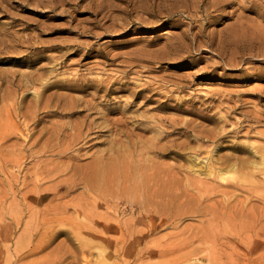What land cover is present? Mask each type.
<instances>
[{
    "label": "rangeland",
    "instance_id": "374dc122",
    "mask_svg": "<svg viewBox=\"0 0 264 264\" xmlns=\"http://www.w3.org/2000/svg\"><path fill=\"white\" fill-rule=\"evenodd\" d=\"M213 1L205 0L204 8ZM231 1L223 14L213 12L212 16L219 17L207 21L203 17L206 13L188 10L190 0H0V116L4 117L0 119L11 118L14 127L10 133H17L16 125L24 133L19 140L11 136L4 149L10 151L11 145L17 144V156L12 153L8 159L21 158V163L14 165L12 161L10 167L0 164V206L4 203L3 213L12 214L3 221L0 213V264H211L194 259L216 246L215 233L222 240L229 231L233 232L224 224L228 222L226 218L214 223V238L201 237L202 241L191 243L188 238L192 232L209 217L192 216L188 211L196 201L193 197L187 202L183 198L181 217L175 215L145 233L149 219L140 216L138 209L131 212L127 203L131 193L121 191L120 181L112 184L110 198L104 197L102 189L88 194L79 188L53 205L68 206V217L90 224L94 215L87 212L88 216L79 219L71 200L86 194L88 200L95 198L102 212L100 218L113 223L133 220L132 228L124 232L126 242L114 229L75 233L61 228L50 233L16 227L14 220L20 217L23 222L29 221L23 216L22 196L64 185L73 176L66 167L78 151L73 150L67 159L55 158L41 152L43 140L32 145L37 135L46 126L72 124L82 118L74 113L46 117L41 111V122L33 126L27 121V129L23 128L26 123L22 114L40 104L66 103L70 111L84 110L90 118L98 119L102 125L96 131L102 133H97L92 145L78 153V157L83 156L80 164H88L91 156L111 149L125 151L130 140L139 146L131 150L136 153L151 144L174 149L180 156H159L151 151L147 167L180 168V194L184 195L188 188L192 193L184 170L193 154L207 150L214 151L211 155L215 157L242 156L252 145L264 146V0ZM207 136L215 137V142L207 141ZM121 141L124 145L118 143ZM31 147L36 148L34 153ZM51 164L50 169H59L40 176ZM240 174L229 173L223 187L215 190H211L214 184L208 177L199 176L204 185L200 184L197 191L202 192L198 197L207 193L211 194L205 199L207 204L247 202L264 211L263 202L237 193L235 197L223 194L231 191L224 186L232 184ZM21 182L25 185L21 186ZM43 209V205L39 206L34 214ZM57 214L54 219L64 217ZM261 237L264 239L262 234ZM40 244H44L42 248L30 254ZM19 245L21 249H17Z\"/></svg>",
    "mask_w": 264,
    "mask_h": 264
},
{
    "label": "bare ground",
    "instance_id": "6f19581e",
    "mask_svg": "<svg viewBox=\"0 0 264 264\" xmlns=\"http://www.w3.org/2000/svg\"><path fill=\"white\" fill-rule=\"evenodd\" d=\"M190 2H191V7L189 5L188 10L190 9V11H192L191 13H196V14H200L202 12L206 13V15L203 17L207 21H209V20L211 21L214 18L219 17V15L218 16H212L213 12H218L219 14H223L226 11L225 9L232 4L231 0H214L213 2H211V4L209 3V7L204 8L205 0H190ZM262 16L264 17V13ZM43 86H44V84H43ZM45 86H47V85H45ZM49 86L51 87V85H49ZM45 88H47V87H45ZM43 89H42V91H43ZM44 92H45V90H44ZM40 94H42V93H40ZM65 104L63 106L59 103L54 104V105H52V104H49V105L48 104H40L39 106H35V108L32 111H28V113L26 112V113L22 114V118L24 119V124L27 121H29V122L33 123L32 124L33 126H35L36 124L41 122L40 114H42V113L46 117H52V116L64 115V114L70 115L73 113L75 115L76 114L81 115L82 118L78 122H74L72 124H54V125L46 126V128L43 129L44 131H41L40 136L37 135V139L34 140V143L32 145L37 144L43 140V144H45V146L41 150V152H44L45 154H49L50 156H53L55 158L56 157H58V158L59 157L60 158H62V157L66 158L67 157L68 158V156H70V153L75 149L78 151V153L81 152L84 148L92 145L91 142L96 140L98 137L97 133H99V132H100V134L102 133L101 130L96 131L102 125V123L99 124V122L97 121L98 119L96 120L94 118H90L91 115L87 114V112L84 110H80L77 112L76 111H70L71 109L69 107H66ZM41 111H43V112L41 113ZM7 112H9V110ZM1 117H3V116H0V118ZM3 118L0 119V164L2 166H8V165L11 166V163L13 161V164L17 165V164H20L23 159H21V158H17L14 160L8 159V157L12 153H15L14 150H16L17 144H14L13 146L11 145V147L9 148V149H11L10 151H4V149H6L5 145H6V143H8L11 136L14 135L17 137V140H19L18 136L22 137V136H24V133L22 130H20V127L18 125L15 126L17 128V130H16L17 133L16 134L10 133L11 127H14V126H11V124H10L11 118L10 119H9V117L8 118L6 117L5 119H3ZM20 122H21V120H20ZM171 123L176 124L175 121H172ZM12 125H14V124H12ZM25 127L27 129H29L28 128L29 124L26 123L23 128H25ZM188 129H190V128H188ZM122 133L124 135H126L125 132L122 131ZM130 136H131V134H130ZM27 138H29V137H27ZM27 138L24 139V142L28 143V141H25V140H27ZM31 138L32 137H30V139ZM206 140L211 142V143H214L215 137L207 136ZM118 143L120 145L121 144L124 145V143L122 141L118 142ZM135 143L133 144V142H131V140H130L128 142V144L130 146H128L125 151H122L121 149H119V150L111 149L109 152H107L105 154L104 153H98L97 155H94V157L91 156L92 162H90L88 164H85V163L80 164V160H81V156H82L81 154H80V157L77 156V155H79L78 153L76 154V157H74V156L70 157L69 158L70 163L67 164V167H66V170H69V172L72 173V175H73L70 178V180L68 182H66L64 185H58V186H55L53 188H48L47 190H42V191L40 190V191L33 192L34 194H30V195L25 194L24 196H22L21 198H22V201L24 203L23 204L24 205L23 216H27L29 218V221L23 222L24 218H22V217L18 218L17 217L18 219L14 220L16 223L15 226L16 225H17L16 227H18V226L22 227L23 226L22 228H30L32 230L34 228L36 230L48 231L50 233H51L52 229H61V228L70 229V231L75 232V233H80L82 230L85 231V229H96L97 232L100 229H103V230L114 229L119 234H121L122 237H120V238H122L123 241L126 242L124 232H126L125 229H127V228L131 229L132 228L130 223H132L133 220L130 222H124V223H122V222L120 223L119 221L118 222L116 221L113 223L112 221H107V220H104L103 218H100L101 215L99 213H102V212L101 211L99 212V207H98L99 201H96L95 198L94 199L89 198V200H88V197L86 194L84 196H80L76 200H74V199L71 200V202H72L71 205L75 208V210H78V212H79L78 213L79 219H81L82 215L85 217L88 216L87 212L90 213V215H91V213L94 215L95 218H94V220L91 221L90 224L81 223L80 221L75 220L76 218L72 219V218L68 217L67 216L68 206H61V205L59 206L57 204L53 205V203H55L57 200L60 201L62 199L67 198L69 193L74 192V191L78 190L79 188L84 189V191L88 192V194H89V192L99 191L100 189H102L103 195H105L104 197H109L110 196L109 194L112 193L110 191L112 184L116 183V182L118 183V181H120V184L118 185V187H120L121 191L123 190V192H130L131 193V197H128V201H127V203L130 205L131 212L134 214V212H135L134 210L138 209L140 216H143V217L149 219L148 224H147L148 227L145 228V230H146L145 233L151 232L152 230L156 229L157 225H159V224L161 225L164 221H168V220L173 219L175 217V215H180V217H181V214L184 213V210L180 209V201L182 202L183 198L185 200L186 199L190 200L191 197H193L194 200L196 201L195 202L196 205L188 212L190 214H192V216L193 215L207 216V217H209V219H206V222L202 223V227H200L199 229H196V231H193L191 236L189 235L190 237L188 239L190 241H192L191 243H193V242L195 243V241H197V240L202 241V239H200L201 237L203 239H204V237L206 239L207 238H214L215 237L214 235L212 237V234H213L212 228L215 227L214 223L216 221H218L220 218L221 219L226 218L227 220H225V222L226 221H228V222H226L224 224L231 226L233 229V232H230L229 230H226L228 228H225L222 225L223 227L222 226L221 227L223 229L225 228L224 231H226L227 233L229 231V233L225 234L222 237V240L220 239V237H219V239H217V234L215 233L216 239H214L213 242L216 244V246H213L211 248H207V249H205V251L203 250L204 256L197 257L194 260H197L199 262H200V260H206L207 262L209 261L211 264H264V239H261L262 238L261 234L264 236V211L261 210V208H259V209L255 208L253 205H251V203L249 204L247 202L246 203L243 202V203H239V204L234 203V202L233 203L229 202V204H227V203H224V204L223 203L222 204H220V203L207 204L208 201L205 199L207 196L211 195V194H207V193L206 194L202 193V195H200L198 197V195L202 192V191L198 192L199 191L198 189H200V187H201L200 184L204 185V182L200 179L199 176L208 177L211 180L212 184H214V186L211 188V190H215L216 188L223 187L222 182H224V184H225V181L227 180L226 176L229 173L240 172L241 176L239 178L237 177V179H233L234 182L232 184H230V185L227 184L226 186H224V188L228 187L229 189H231V191H224L223 194H225L226 196L228 194H230V195L232 194L233 197L237 196V194L246 195V196L250 197L251 199H255L257 202L260 201V202L264 203V146L256 147V146L252 145V149H250V151H248L247 154H244L242 156H225V155H223V156H216L215 157L214 155H211V153L214 151L210 152L207 150L201 151L200 153H196L195 155L193 154V156L190 157V161H188L189 162L188 169L184 170V172H186L184 174H186V176H187L186 179H188V181H189L188 184L190 183V186L192 187V193L189 192L191 190H190V188H188L185 190L184 195L181 192L182 193V196H181L180 191H182V189L180 190V181H181L180 180V168H178V171H175L176 168H173L170 166H159L158 168L148 169L149 167H147V164H146V161L148 160L147 157L149 156V154L152 153L151 151H154L153 152L154 154H156V153L159 154V156L160 155L165 156V157H168L170 155L180 156V152H177L173 149L175 144H173L174 146L172 145L173 150H171V151L166 146H162V145L158 146L157 144H155V145L151 144L150 147L145 146V147H142L141 149H139L141 151H138L136 149L137 150V153H136L135 151H131V150L139 147ZM171 143H173V142H171ZM147 144L150 145V142ZM176 144H178V143H176ZM178 145L180 146V144H178ZM187 145L189 146V144H187ZM35 149H34V147H31L30 152L34 153L33 151ZM184 149H186V147ZM202 150H203V148H202ZM30 152H28V153L30 154ZM41 152H39V153H41ZM139 152H143L144 154L143 153L138 154ZM19 153H20V151H19ZM24 154H26V153H24ZM73 154H75V153H72V155ZM15 155H16V153H15ZM26 157H31V156L28 155ZM39 157L40 156H38L37 158H39ZM150 165H152V164H150ZM10 166H8V167H10ZM51 166H52V164L48 168L46 167V169L43 172H41L39 175L40 176H47V175H50L59 169L58 166L53 167V169H50ZM41 168H43V167H41ZM60 168H62V167H60ZM61 170H62V172H64L63 169H61ZM38 172H40V171H38ZM191 175H195L196 178L198 175V177H199V179L197 178L198 181H196L197 179L194 180L195 177L192 178ZM66 177H65V179H66ZM189 177L192 178L194 181L192 179H190ZM2 178H4V177H2ZM46 178H44V179H46ZM65 179L63 178L62 180L66 181ZM20 180H21V178H20ZM57 180H58V178H57ZM59 180H61V179H59ZM128 181L130 182V183H128L129 186L127 185ZM206 182H208V180ZM61 183H62V181H61ZM195 184H198L199 187L196 186ZM205 184H207V183H205ZM9 185L11 186V184H9ZM24 185H25V182L22 183L21 186H24ZM10 186L9 187L6 186V187L9 189ZM114 186H115V184H114ZM18 187H19V185H18ZM25 190L26 189H24V191ZM206 190L209 191L210 193H212V195H213V191H211L209 189H206ZM28 191H31V190L28 189ZM221 191H222V189H221ZM2 192H3V190H2ZM2 192H0V193H2ZM195 192H197V193H195ZM215 192L216 191H214V194H215ZM137 193H139L138 197L134 198V195ZM218 193H219V191H218ZM235 193H237V194H235ZM219 194H221V193H219ZM19 196H21V195H19ZM111 198H113V196ZM98 199H99V197H98ZM226 199H228V198H226ZM158 200H160V201H158ZM240 201L238 200V202H240ZM105 202H107L106 199H104V203ZM186 202H187V200H186ZM249 202H251V201H249ZM41 205L44 206L43 210H45L46 213L44 214V211L42 210V211L38 212L39 213L38 215L34 214V213H36V209ZM7 208L8 207H6V209ZM4 211H6V210H4V203H3L0 206V213L2 212L1 217H2L3 221L6 218H8V216L12 215V214H10V212H9V215H6L3 213ZM57 213H59L60 216L64 215V217L54 219L53 215L57 214ZM9 218L11 219V217H9ZM12 219H15V217L13 218V216H12ZM221 219H220V221H221ZM142 234L143 233H141V235ZM230 234L234 235V236L229 237L228 235H230ZM103 235H104V233L102 234V236ZM104 237H105V235H104ZM128 237H130V236H128ZM116 238H119V237H116ZM107 239H109V237ZM179 242H177V243L180 245L181 242L180 243ZM206 243H208V241ZM240 243H241V245H240ZM44 244H46V243H44ZM43 245L40 244L41 247L35 246L34 249H32L30 251V254H35L38 250H40L42 248ZM130 245H127V247H129ZM175 245H177V244H175ZM181 245H183V243ZM160 246L158 245L159 249H160ZM186 246H188V245H186ZM210 246H212V245H210ZM111 247H113V245ZM21 248H22V245H19L17 249H21ZM158 248H155V249L158 250ZM203 248H205V247H203ZM113 250L115 252V249H113ZM2 251H3V248H2ZM126 253L129 254V252H126ZM127 254H126V256H127ZM70 255H71V257H73L72 253H70ZM64 256H66V254H64ZM99 259H100V257H99ZM222 260H226L227 262L224 263ZM99 263L101 264L102 262H99ZM111 263H112V261H111Z\"/></svg>",
    "mask_w": 264,
    "mask_h": 264
}]
</instances>
